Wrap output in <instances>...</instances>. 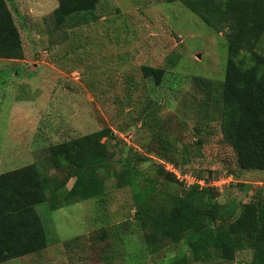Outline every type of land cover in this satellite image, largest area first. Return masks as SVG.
I'll use <instances>...</instances> for the list:
<instances>
[{
  "label": "rangeland",
  "instance_id": "374dc122",
  "mask_svg": "<svg viewBox=\"0 0 264 264\" xmlns=\"http://www.w3.org/2000/svg\"><path fill=\"white\" fill-rule=\"evenodd\" d=\"M6 1L23 55L0 56V173L35 163L53 178L51 184L61 182L66 168L47 166L48 149L106 129L108 170L119 171L138 156L143 159L137 168L154 178L157 164L169 170L165 155L209 178L211 197L229 221L264 192V170L242 168L223 134L228 28L215 30L177 0H96L90 10L64 20L54 14L59 0ZM237 61L243 67L258 62L263 70L264 42L256 53L243 51ZM144 66L163 69L159 84L145 75ZM102 173L107 183L101 198H77L51 212L38 204L48 247L0 264L252 260V249L227 260L214 247L210 257L195 259L185 239L148 245L135 217L131 186L119 187L107 169ZM156 179L161 191H187L178 182ZM75 181L71 178L66 188Z\"/></svg>",
  "mask_w": 264,
  "mask_h": 264
},
{
  "label": "trees",
  "instance_id": "16d2710c",
  "mask_svg": "<svg viewBox=\"0 0 264 264\" xmlns=\"http://www.w3.org/2000/svg\"><path fill=\"white\" fill-rule=\"evenodd\" d=\"M177 1L215 30L228 28V58L221 97L224 138L233 147L242 168L264 170V69H260L258 62L243 67L237 61L243 51L256 53L264 42V0ZM59 2L54 12L59 20L74 12L90 10L96 4V0ZM22 55L23 43L14 15L7 1L0 0V56ZM143 70L147 77L152 76L160 83L163 69L144 66ZM107 135L109 131L103 129L48 149L47 166L66 168L61 182L51 184L53 178L38 171L35 163L0 173V263L49 245L38 204L46 205V211L51 212L77 198H101L107 183L102 172L107 169L109 178L118 179L117 186H131L135 217L148 245L154 246L165 239L173 242L185 239L195 259L210 257L213 247L227 260L234 259L238 251L252 249L249 264H264V192L254 196L243 206L240 215L229 221L211 197L213 187L201 188L196 184L187 188L184 195L161 191L155 183L159 177L184 185L165 165H156L154 178L137 168V161L143 159L138 156L137 161L125 163L119 171L108 170L112 167L110 149L107 142H102ZM172 164L196 174L193 169ZM74 177L73 187L66 188Z\"/></svg>",
  "mask_w": 264,
  "mask_h": 264
},
{
  "label": "built area",
  "instance_id": "2783aa9c",
  "mask_svg": "<svg viewBox=\"0 0 264 264\" xmlns=\"http://www.w3.org/2000/svg\"><path fill=\"white\" fill-rule=\"evenodd\" d=\"M168 166L169 170L173 171L177 175V178L184 183L186 188L196 184H198L201 188L207 185L206 178L198 176L193 171H184L182 168L177 167L172 163H168ZM230 178L232 177L230 176Z\"/></svg>",
  "mask_w": 264,
  "mask_h": 264
},
{
  "label": "crops",
  "instance_id": "0c3cea01",
  "mask_svg": "<svg viewBox=\"0 0 264 264\" xmlns=\"http://www.w3.org/2000/svg\"><path fill=\"white\" fill-rule=\"evenodd\" d=\"M48 247V246H47ZM39 252V251H38ZM35 253H37V252H35ZM33 254V253H32ZM29 255V254H28Z\"/></svg>",
  "mask_w": 264,
  "mask_h": 264
}]
</instances>
